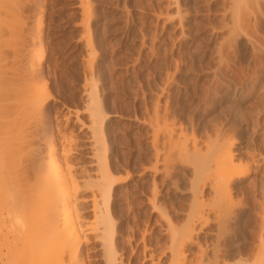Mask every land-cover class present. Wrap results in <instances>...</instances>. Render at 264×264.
Returning a JSON list of instances; mask_svg holds the SVG:
<instances>
[{
    "label": "rangeland",
    "instance_id": "obj_1",
    "mask_svg": "<svg viewBox=\"0 0 264 264\" xmlns=\"http://www.w3.org/2000/svg\"><path fill=\"white\" fill-rule=\"evenodd\" d=\"M244 1L242 6L238 0H0L1 32L7 23L16 27L3 31L9 37L13 33L14 39L1 35L0 50L7 57L11 50L9 58H20L17 65L23 68L40 46L31 43L43 16L40 44L46 55L41 81L36 83L43 89L39 85L45 82L52 96L47 109H31L30 115L35 123L39 119L49 123L55 137L69 133L74 167L92 176L87 179L100 173L96 152L104 148L116 179L111 209L117 249L128 264H150V252L164 260L173 227L187 221L193 198L190 181L198 159L184 146L196 140L205 151L211 140L233 135L237 141L246 140L250 155H239L251 164L250 172L238 181L239 189L232 191L241 215L233 223L235 232L231 230L236 234L217 231L218 221L204 229L211 230L208 243L213 240L215 249L218 246L220 256L227 258L225 264H252L247 259L257 251L259 214L264 209V0ZM234 8L241 11L237 10L239 18ZM245 16L251 22L247 19L244 25L240 19ZM85 71L89 75L91 71L93 81ZM85 77L97 83L104 116L96 127L87 108L91 88ZM42 115L47 120L42 121ZM88 184L80 189L82 223L94 217L96 186ZM84 233L87 263L103 264L102 239L93 231ZM201 234L197 238L204 243ZM193 243L185 247L187 264L199 259V243Z\"/></svg>",
    "mask_w": 264,
    "mask_h": 264
},
{
    "label": "bare ground",
    "instance_id": "obj_2",
    "mask_svg": "<svg viewBox=\"0 0 264 264\" xmlns=\"http://www.w3.org/2000/svg\"><path fill=\"white\" fill-rule=\"evenodd\" d=\"M241 1L238 0L239 3ZM243 2L245 1L243 0L242 3ZM242 3L239 5L243 6ZM259 4L258 6H260ZM237 10L238 9H236V13L240 11ZM5 15L7 16L8 14ZM238 16L237 13V18H239ZM246 17L247 16H245L243 20H240L242 22L248 21L249 17ZM42 22L43 16L40 15L36 22L37 27L35 26L36 29L34 28L35 36H32L33 43H31L33 47L36 45L40 46L36 47H39L36 54L34 53L36 48H32L33 50L31 53H33L32 55L35 54V57L34 60L30 61L31 63L28 62L30 63V66L28 65L29 68L28 66L27 69L21 67L20 63L17 65L20 59L19 57L18 60L17 58L15 59V61L17 60L16 62L14 60L12 61L10 59L12 57L10 56V49H8V51L10 50V52H8L10 58L7 57V52H5L6 55L2 49L0 50V264H88V261H86V249L88 246L85 245L86 242L84 240L86 237V233H84L86 229L95 232L96 237L98 236L102 239L101 244L103 245V252L101 262H103V264H128V261L125 260L117 249L115 218L113 219V211L111 209V201L113 200L112 182H114L115 175L112 177V170L108 164L109 162L107 161L104 148L101 146L98 147L97 152L95 151L99 163L98 172H100L96 177L97 179H87L92 176H89L87 172L88 176L86 177V174L80 173L82 171H76L74 167L71 156V151H73L74 147H72L73 141L71 136H67L69 133L67 134L66 131L64 132L63 130L64 133L60 134L56 129V133H58L59 136L55 137L51 132L52 129L49 128V123L46 121L41 122L39 121L40 119L37 120L38 123H35L36 116L34 117L35 120H33L32 116L34 113L31 109H34V111H36V109L37 111L44 110L45 108L47 109L46 103L52 96V94L44 88L47 87L46 84V86H43L45 82L39 85L43 89L38 88L36 83L39 78L38 84L41 81V73L43 72L41 71V65L46 55L44 47L40 44ZM243 23L245 25L247 22ZM6 25L7 27L4 26L6 29H2L3 31L5 30L4 32H6L7 29L8 32H11L10 29L13 31L16 28H10L8 23ZM3 31L1 32L0 28V37L1 35H6ZM21 33L23 32L21 31ZM8 37L9 36L5 38L4 36L5 39ZM1 38L0 46L1 41H4V39ZM11 39L14 38L11 37ZM13 48L14 47L11 49ZM8 58L10 59L9 61L7 60ZM22 66L24 65L22 64ZM89 69L90 68L87 67L86 70L89 71ZM88 71H85L87 75H89ZM92 74H94V72ZM91 76L90 71L88 77L91 79ZM89 78L85 77L84 82L90 81L87 80ZM89 83L87 84L89 88L93 89L96 87L95 85L97 83L95 84V81L94 84L91 81ZM91 89L88 93L90 94L88 96L90 99L87 97V108L92 114V121H97L95 125H93L94 122L93 124L91 123V125L96 127L101 123L98 121H102L101 119H103L102 116L104 115H102L103 113L100 110L101 106L98 103L99 95H97V88H94L95 90L92 91ZM30 112L33 113L32 116ZM28 114L30 115L29 117ZM44 116L43 118L41 117L42 121L47 120ZM38 118H40V116L37 117V119ZM156 118H158L157 115L155 119ZM30 119H32V121H30ZM160 122L159 120V123ZM159 123L157 126L158 128H160ZM94 127H92L93 130ZM99 127L101 128L102 126ZM98 129L97 127L95 131ZM215 133L214 131V134ZM233 136L228 137V139L224 138L222 141L219 140L220 142H218L217 138L211 140L212 143H207L205 151H203V148L196 140L192 141L190 146L189 144L184 146V148L190 149V151L192 150L196 159H198L194 176L191 178V181L189 180L193 196V198L191 197L192 204L188 216L186 217L187 221L179 227L174 226V229H172L171 244L170 246L166 245L168 250L165 249L167 252H164L165 259L162 261L157 260L154 257V253L150 252V264H187L185 247L187 243L196 241L199 243V247H197L199 248V253L196 251L199 255L197 264H221V262L225 264L226 256L223 255V258L220 256V252L217 251V249H219L217 248L218 246L215 249V243L212 242L213 240H210L208 243V236L211 234V230H206L204 228L210 222L218 221V224L216 223L218 226L217 231L223 232L226 236H230L234 231V229H232V227L235 226L233 223H236L237 218L241 216L237 212L238 205L236 203L238 202L234 199L235 196L232 194V191L234 188L239 189L237 187L238 181L251 170L249 160L239 155L244 152L248 153L250 148H248L246 140L237 141L235 138L236 135L235 137ZM153 138L156 139V136ZM221 138H223V136H221ZM43 140H45L44 142L47 144L46 147L42 146ZM154 142L156 143L157 141L155 140ZM157 149H159V147H157ZM159 151L160 150L156 152L157 160ZM161 152L164 153L162 150ZM251 158L254 157L252 156ZM167 159L169 160L170 158ZM157 160L156 162H158ZM160 161L161 160H159V162ZM167 166L168 164L165 166L166 169H164L169 174L170 169H167L169 168V166ZM81 178L82 180H80ZM84 178L86 179L84 180ZM90 183L96 186L95 192L92 193L94 217H92L91 221L82 223L84 221H81L82 218L80 217H82V213L80 214V211L82 210L81 205L83 201L81 202L80 198L83 200L84 197H81L82 194H80V189L82 186H87V184L91 187ZM153 187L154 190L157 188L156 182L153 184ZM157 190L158 189L152 192L156 194ZM150 198H153V196ZM154 199L155 196L153 200ZM259 215H261L260 228L262 232L259 243H257L258 248L253 258H251L252 260L247 259V263L249 262L252 264H264V209H262ZM199 233L203 235L202 238L204 239L203 242L205 246L203 245L204 243H201L197 238ZM166 246L165 248H167ZM244 260L245 259H243L242 262Z\"/></svg>",
    "mask_w": 264,
    "mask_h": 264
}]
</instances>
